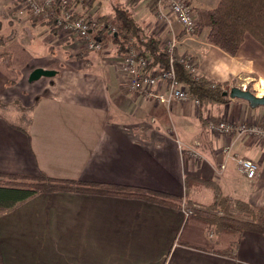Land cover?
Returning <instances> with one entry per match:
<instances>
[{"label": "crops", "instance_id": "1", "mask_svg": "<svg viewBox=\"0 0 264 264\" xmlns=\"http://www.w3.org/2000/svg\"><path fill=\"white\" fill-rule=\"evenodd\" d=\"M152 4L137 0L135 17L162 48L175 40L174 52L196 76L264 92V49L250 36L229 56L205 41L206 32L186 34L166 7L149 11ZM201 9L208 10L194 8ZM105 10L93 6L89 15ZM12 32L15 38L0 47V102L36 105L28 134L18 129V112L0 110V173L144 188L179 199L181 208L190 201L207 206L214 194L205 205L194 190L185 195L184 178L194 176L232 182L223 196L264 207V141L207 130L208 123L221 121L264 125V105L230 99L201 111L192 99L160 103L132 92L110 42L100 52L87 51L76 36L53 35L19 0H0V37ZM38 70L46 75L32 79ZM152 93H166L165 83ZM225 148L258 165L252 180ZM233 164L243 182L230 175ZM0 264H264V237L215 234L179 208L143 200L57 192L0 215Z\"/></svg>", "mask_w": 264, "mask_h": 264}, {"label": "trees", "instance_id": "2", "mask_svg": "<svg viewBox=\"0 0 264 264\" xmlns=\"http://www.w3.org/2000/svg\"><path fill=\"white\" fill-rule=\"evenodd\" d=\"M103 1L72 0V8L81 6L79 12L75 11L73 19H90L93 17L89 15L92 7L102 5ZM113 1L109 0L111 13L93 17L99 24L105 26V29L97 34L102 40L111 43L113 56L116 59H123L130 50H133L148 60L150 70L161 73L168 71L170 58L162 48L161 39L148 35L134 15L133 8L137 0H132L129 5H125L123 0ZM152 2L149 11L156 14V3ZM195 13L197 22L193 35L199 36L206 32L205 41L227 55H236L246 35L264 49V0H219L213 9L195 10ZM43 24L50 27L53 35H58L59 28L52 27L53 20L45 21ZM109 25L115 28L112 34L107 28ZM13 39V34L0 37V47H4ZM172 60L175 80L186 89L189 99L199 101L201 111L209 105L223 106L230 101L229 91L236 87L235 84L229 87L227 84L214 83L204 76H196L194 71L187 69V62L181 60L174 50ZM246 90L250 91L251 86L248 85ZM35 105L24 108L19 102L10 105L0 102V110L18 112L21 116V125L18 129L28 134ZM184 187L185 195L192 189L209 188L213 191L214 199L209 205L196 207L191 201L189 205L194 207L190 218L202 221L215 234L241 236L244 232H253L264 237V207L255 208L242 200L223 196L215 182L200 177L186 176ZM57 192L138 199L181 209V206L175 203L179 199L144 188L53 179L44 173H39L37 176L0 173V215L25 200L41 194ZM231 246L236 249L238 242ZM225 255H229V252L227 254L225 252Z\"/></svg>", "mask_w": 264, "mask_h": 264}, {"label": "built area", "instance_id": "3", "mask_svg": "<svg viewBox=\"0 0 264 264\" xmlns=\"http://www.w3.org/2000/svg\"><path fill=\"white\" fill-rule=\"evenodd\" d=\"M27 9L29 14L34 17H40L44 21L53 20V28H59V33L65 36H76L84 43L85 49L90 52H99L106 44L97 33L105 29V26L99 24L93 17L90 19L81 18L74 20V8L71 7L72 0H19ZM156 9L161 12L165 7L171 12L178 24L188 35H193L197 22V15L189 0H154ZM57 12V13H56ZM110 34L115 32L113 26H107ZM176 41L171 40L166 43L164 50L168 54L169 69L166 72L150 70L148 60L139 56L133 50L122 59L121 69L127 77V88L139 94L152 96L160 103L175 100L184 102L189 100L188 93L183 86H180L175 80L173 70L172 51L175 48ZM187 69H191L190 64H186ZM192 70V69H191ZM158 82H164L166 93L153 94V90ZM245 90V88H242ZM196 107H199L197 99L192 100ZM209 132L220 136H241L247 135L258 140L264 141V125L248 122H228L221 121L219 124L208 123ZM223 153L227 158L235 161L239 171L245 178L252 180L258 170V165L250 160L236 159L229 155L228 149ZM193 208L191 206H182L181 210L185 218L192 216Z\"/></svg>", "mask_w": 264, "mask_h": 264}, {"label": "rangeland", "instance_id": "4", "mask_svg": "<svg viewBox=\"0 0 264 264\" xmlns=\"http://www.w3.org/2000/svg\"><path fill=\"white\" fill-rule=\"evenodd\" d=\"M149 1H154V0H149ZM198 2H193V3H191V6H192V8H203V9H208V10H211V9H213L216 5H217V3H218V0H197ZM113 2H117L116 0H114ZM155 2V1H154ZM156 3V2H155ZM200 3L203 5V6H200ZM110 4H111V2H109V0H104L103 1V3H102V6L103 7H105V11H108L107 13L109 14V13H111V7H110ZM126 5V4H125ZM147 5H148V2H145L144 3V6H146L147 7ZM142 11V10H141ZM102 13V12H101ZM105 13V12H104ZM32 17H34V16H32ZM35 18H37V19H39V21L40 22H42V23H44L45 21L42 19V18H40V17H35ZM184 31V30H183ZM11 34H13L14 35V38H15V32H12ZM10 34V35H11ZM58 34H60V33H58ZM62 35V34H61ZM63 36H65V35H63ZM100 52V51H99ZM5 57V56H4ZM6 60H7V58H3L2 59V61H4V63L3 64H5L6 63ZM7 65V64H6ZM252 93H254V94H257V93H261L260 92V89L255 85H252L251 86V90H250ZM264 93V92H263ZM13 111V110H12ZM7 118H8V120L9 121H13L11 118H10V116L9 115H7ZM228 122H230V121H228ZM207 130H208V128H207ZM208 132H209V130H208ZM228 164H230V162L228 163ZM229 166H232V165H228V168H229ZM228 168H227V170H226V172L225 173H229V171H228ZM236 172H237V170H236V168H235V165L233 164V171H232V173L230 174L231 176H233L234 178L236 177V179L238 178L239 180H240V182H243V180H242V177H239L238 175H236ZM245 177V176H244ZM235 183V182H234ZM232 182L231 183H228V184H223L222 182H218L217 181V183H216V185L218 186V188H219V190H220V192H221V190H222V192L221 193H223L224 195H229L230 193H231V191H232V189H233V186L235 185V184H233V186H232ZM244 184H245V181H244ZM219 185H220V187H219ZM232 187V188H231ZM221 188V189H220ZM229 188H231V190L229 189ZM194 190V191H193ZM192 191L194 192V194H196V198L198 199V200H200L201 201V205H205V203L207 204V203H209V201L213 198V191L212 190H210V189H206V188H203V189H201V190H195V189H192ZM191 197V196H190Z\"/></svg>", "mask_w": 264, "mask_h": 264}, {"label": "water", "instance_id": "5", "mask_svg": "<svg viewBox=\"0 0 264 264\" xmlns=\"http://www.w3.org/2000/svg\"><path fill=\"white\" fill-rule=\"evenodd\" d=\"M41 75H46L44 72L38 70L33 73L32 79H36ZM230 99H240L247 101L252 107L264 105V97L255 96L253 93L247 90H243L238 87H233L229 91Z\"/></svg>", "mask_w": 264, "mask_h": 264}, {"label": "bare ground", "instance_id": "6", "mask_svg": "<svg viewBox=\"0 0 264 264\" xmlns=\"http://www.w3.org/2000/svg\"><path fill=\"white\" fill-rule=\"evenodd\" d=\"M261 94H263V92H261Z\"/></svg>", "mask_w": 264, "mask_h": 264}]
</instances>
